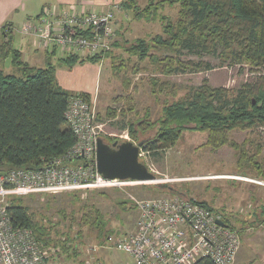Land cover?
<instances>
[{"label": "trees", "instance_id": "16d2710c", "mask_svg": "<svg viewBox=\"0 0 264 264\" xmlns=\"http://www.w3.org/2000/svg\"><path fill=\"white\" fill-rule=\"evenodd\" d=\"M165 5L181 7L179 22L172 24L171 20L164 17L165 24L161 23L164 33L169 35V38L164 40L158 36L152 44L140 39L128 49L131 55L138 57L139 61L149 57L151 62L161 66L160 71L166 74H185L191 70L194 73L201 72L204 62H189L188 66L182 65L181 53L186 51L203 57L207 54L216 55L221 49L223 55L232 59L233 65L250 66L257 71L259 77L239 89L213 88L208 80H205L204 84L188 94L186 99L166 104L162 117L156 122H152L147 115L146 119L141 118L130 123L126 130L133 142H144V151L152 153L171 149L184 132L206 134V146L214 150L231 146L236 150L238 168L243 174L241 176L264 181V162L259 161L262 145L254 146L250 140L239 144L231 139L234 131L264 128V0H149L148 6L143 9L137 0H126L122 3L124 9L135 14L136 20L156 22L161 20L159 10ZM13 31L9 25L5 26L2 30L3 42L0 45V172L85 164L79 158L69 157V151L76 145L77 138L66 119V112L73 99L81 98L92 106L94 101L88 93H75L63 88L57 78L58 67L65 66L71 70L86 62L99 64L105 56L113 55L114 75L121 80L127 99L133 100L129 92L133 80L131 76L126 75L128 70L125 69L124 63L116 66L117 61L122 62L123 57L118 56L116 59V55L113 54V50L120 47L119 42H113L111 51L104 56L62 55L58 62L54 60L57 49L47 50L46 65L38 68L25 63L22 54L13 48ZM152 47L179 55L161 60L158 59L159 56L150 54ZM8 57L12 58L13 73H7L2 69ZM205 66L206 70H213L210 64L206 63ZM132 71L133 75H138L141 69L137 66ZM165 83L167 82H163V85L166 89L168 84ZM150 85L154 95L165 91L160 87V91L157 92L161 84L155 77L150 78ZM134 87L137 90V87ZM133 108L134 104L131 103L129 110ZM110 114H116V111L110 110ZM155 188L163 193H172L171 196L198 202L194 198L184 196L180 190L172 186L168 189L157 186ZM73 192L64 194H79ZM22 199L24 198L13 200L9 207L12 225L15 228L31 229L33 237L42 248L59 249L63 261L65 260L63 255L69 257L68 254L71 253L73 258L77 257L78 248L71 244L76 240H83L85 216L83 223L80 220L77 224L78 238L73 239V236H70L63 239V235L56 230L52 235V230L39 221L38 213L32 212L29 206L22 204L20 201ZM198 203L219 214L207 202ZM135 207L136 204L131 203L125 210H135ZM83 212L86 213V210ZM136 212L138 213V208ZM254 214L256 219L254 225H264V202ZM88 215L90 225L87 226L102 235L106 230L103 227L106 222L102 221L100 215L98 218L94 217L93 212ZM40 216L44 217L41 214ZM225 219L227 226L236 229L229 219ZM237 230L242 238L241 231ZM196 264L214 263L207 259Z\"/></svg>", "mask_w": 264, "mask_h": 264}, {"label": "rangeland", "instance_id": "374dc122", "mask_svg": "<svg viewBox=\"0 0 264 264\" xmlns=\"http://www.w3.org/2000/svg\"><path fill=\"white\" fill-rule=\"evenodd\" d=\"M137 1L142 9L146 8L149 3V0ZM109 4L110 0H106L103 5L90 2L87 7L91 11L94 9L99 11L102 9L101 6L107 8ZM80 7V4L76 5L77 10ZM180 12V5H165L159 10L161 20L157 22L136 20L133 12L125 13L126 16L130 15V19L125 20L126 23L121 29L123 32L120 37L121 40H118L120 47H116L113 54L116 55V59L119 58L118 56L123 57L124 61H117L116 66H119L120 63L125 64V69L128 70L126 75L131 76L133 80V85L129 91L133 100L127 99V93L124 92L121 80L114 75L113 55L105 56L97 66L90 62L78 65V70L85 69V66L91 64V71L101 69L99 82L102 88L94 101V106L96 122L100 125L99 134L105 142L112 144L115 141H133L126 130L130 123L141 118L144 119L147 115L152 122H156L162 117L163 108L166 104L186 99L188 94L201 87L205 80H208L209 85L213 88L239 89L242 85L254 82L259 77L257 71L250 66L245 64L233 65L232 59L223 55L221 49L216 55L207 54L203 57L189 54L186 51L181 53L182 65L188 66L187 63L189 62H204V68L201 72L194 73L191 70L185 74H166L161 72V66L152 63L149 57L139 61L138 57L131 55L128 49L140 39L152 44L158 36L164 40L169 38V35L163 31L161 24H165L163 18L167 17L172 24H175L180 20ZM21 34L16 30L13 31V37L16 41H22V38L28 37ZM34 39L39 41L36 37ZM116 39L119 38L114 36L112 42H118ZM152 48L150 54L159 56L158 59L161 60L179 55L168 50H162V48L159 49V47ZM55 61L58 62V60ZM206 63L210 64L213 70H206ZM137 66L141 71L138 75H133L132 70ZM2 69L7 73L14 72L11 57L4 61ZM153 77L157 78L161 84L157 88V92L160 91V87L164 90L163 82H167L165 84H168V87L163 93L152 94L150 78ZM134 86L137 87V90ZM131 103L134 104V108L130 111ZM110 110H115L116 114H110ZM231 139L239 144L250 140L254 146L262 145L263 149L259 155L260 159H258L264 162V128L234 131L231 134ZM206 140V134L184 132L176 145L169 150L152 153L143 149V157H140V160L164 184L175 187L188 198H194L198 202H207L224 219H229L231 224L241 231L243 237L242 252L238 255L235 264H262L264 253L258 242L263 244L264 227L260 224L254 225L256 219L253 212L264 202V186L248 181L253 180L251 176V178L241 176L243 174L238 168L235 149L231 146H224L214 150L206 146ZM163 183H140L137 186H125L123 189H83L84 191L81 192H73L79 193L76 195L72 193L48 197L37 195L26 197L20 201L29 206L32 212L38 213L39 221L52 230V235L56 230L57 233L63 235V239L70 236H73V239L78 238L77 224L80 220L83 223L85 216L82 229L83 240H76L71 244L78 248L79 255L73 258L71 253L68 254L72 259L63 255L65 264H121L129 261V255L108 247L106 245L107 238L110 235H124L136 230L138 204L135 200L140 202L155 197L171 196L172 193H163L155 188V186L158 187ZM131 203L136 204L135 210H125V207L128 208ZM83 210H86L87 214ZM90 210H92L94 217L98 218L100 215L102 221L106 222L103 226L106 230L102 235L87 226V224L90 225L88 223L90 216L88 214H92ZM40 214L44 217L41 218ZM248 238H250L249 241Z\"/></svg>", "mask_w": 264, "mask_h": 264}, {"label": "built area", "instance_id": "2783aa9c", "mask_svg": "<svg viewBox=\"0 0 264 264\" xmlns=\"http://www.w3.org/2000/svg\"><path fill=\"white\" fill-rule=\"evenodd\" d=\"M120 10L118 4L106 13L56 12L48 8L36 21L27 23L21 33L36 37L44 48L57 49L63 56H104L112 49L115 14ZM66 119L77 138L69 157L79 158L85 164L16 169L0 177V264H64L59 249H43L31 229L12 225L9 207L13 200L140 184L106 179L98 172L96 142L100 125L96 122L94 105L81 98L73 99ZM248 181L264 186L261 180ZM135 201L138 204L136 230L119 237L111 235L106 240L111 249L129 255L133 259L131 264H196L207 259L214 264H235L237 261L242 248L240 232L219 225L218 220L225 223L220 214L180 196Z\"/></svg>", "mask_w": 264, "mask_h": 264}, {"label": "crops", "instance_id": "0c3cea01", "mask_svg": "<svg viewBox=\"0 0 264 264\" xmlns=\"http://www.w3.org/2000/svg\"><path fill=\"white\" fill-rule=\"evenodd\" d=\"M96 1L97 3H100V5L106 3V0H96ZM96 1L95 0H34V1L0 0V45L3 42L2 30L5 28L6 25H9V28H12L13 30H16L21 34V29L27 23H29L32 20L36 21L39 18V16L42 15L45 12V10L48 8H51L56 12H60L62 10H72V11L76 10L77 12L84 13L91 11L89 7H87V4L90 2L91 3L93 2V4H97ZM124 1L126 0H110V4L107 8L101 6L100 8L102 9L98 11L101 13H106L112 9L114 4L116 5L118 4L121 6V10L115 14V26H114L115 36L119 38L116 39L117 41L121 40L120 37L121 34L123 33L121 29L124 23H126L125 20L130 19V15H128L129 17L126 16V14H128V10L124 9L121 5ZM79 4L81 7L78 9L79 10L78 11L76 5ZM12 43H13V48L22 54V60L25 63L29 64L30 66L38 67V68L45 67L47 62V50L42 46L40 41L35 40L33 36H28L26 37V39L22 38V41H16V39L13 37ZM60 53L59 50H57L55 55L56 56L55 60H59L60 58L63 57L62 54ZM58 54H60V57H58ZM91 65H87L85 66L86 67L85 69H81V70H78V66H75L71 70L65 66H59L57 71V78L59 80L60 85L66 90L75 93H88L92 96V100L95 101L97 99L96 98L97 95H99L100 89L102 88V85L99 82L101 69L98 68L97 70L91 71ZM95 65L97 66V64ZM262 227H264V225H262ZM262 237H264V235H262ZM249 239L250 238H248V241ZM262 243L263 244L258 242V245L259 244L261 245V249L263 250L264 253V238H262ZM241 252H242V248L240 253ZM132 262L133 259L130 257L129 261H127L126 263L122 262L121 264H131ZM262 264H264V259L262 261Z\"/></svg>", "mask_w": 264, "mask_h": 264}, {"label": "water", "instance_id": "95a60500", "mask_svg": "<svg viewBox=\"0 0 264 264\" xmlns=\"http://www.w3.org/2000/svg\"><path fill=\"white\" fill-rule=\"evenodd\" d=\"M96 162L98 172L110 180H129L140 183H163L146 164L141 162L140 153L144 142L135 143L130 140L115 141L112 144L105 142L101 137L96 142ZM0 176H7V172H0ZM159 188L168 189V184L158 185ZM221 226H227L218 220Z\"/></svg>", "mask_w": 264, "mask_h": 264}]
</instances>
